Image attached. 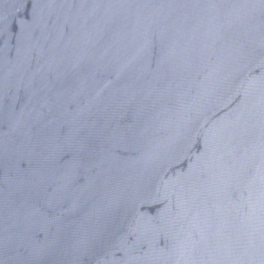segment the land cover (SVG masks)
I'll use <instances>...</instances> for the list:
<instances>
[{
    "label": "water",
    "instance_id": "1",
    "mask_svg": "<svg viewBox=\"0 0 264 264\" xmlns=\"http://www.w3.org/2000/svg\"><path fill=\"white\" fill-rule=\"evenodd\" d=\"M0 264H264V0H0Z\"/></svg>",
    "mask_w": 264,
    "mask_h": 264
}]
</instances>
